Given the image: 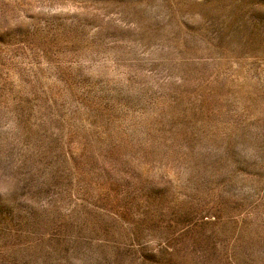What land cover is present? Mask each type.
Segmentation results:
<instances>
[{
  "label": "rangeland",
  "instance_id": "1",
  "mask_svg": "<svg viewBox=\"0 0 264 264\" xmlns=\"http://www.w3.org/2000/svg\"><path fill=\"white\" fill-rule=\"evenodd\" d=\"M0 264H264V0H0Z\"/></svg>",
  "mask_w": 264,
  "mask_h": 264
}]
</instances>
